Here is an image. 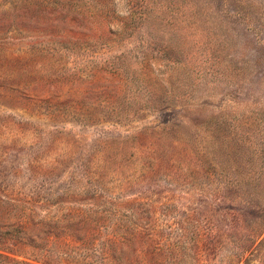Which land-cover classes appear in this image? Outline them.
<instances>
[{"label":"rangeland","instance_id":"rangeland-1","mask_svg":"<svg viewBox=\"0 0 264 264\" xmlns=\"http://www.w3.org/2000/svg\"><path fill=\"white\" fill-rule=\"evenodd\" d=\"M0 264H264V0H0Z\"/></svg>","mask_w":264,"mask_h":264},{"label":"trees","instance_id":"trees-1","mask_svg":"<svg viewBox=\"0 0 264 264\" xmlns=\"http://www.w3.org/2000/svg\"><path fill=\"white\" fill-rule=\"evenodd\" d=\"M116 259V258H115Z\"/></svg>","mask_w":264,"mask_h":264}]
</instances>
